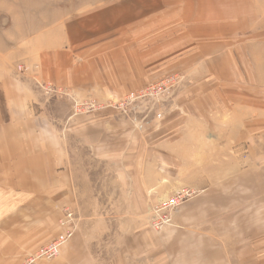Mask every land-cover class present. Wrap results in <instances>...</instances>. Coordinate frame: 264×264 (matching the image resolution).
I'll return each instance as SVG.
<instances>
[{"label": "crops", "instance_id": "obj_1", "mask_svg": "<svg viewBox=\"0 0 264 264\" xmlns=\"http://www.w3.org/2000/svg\"><path fill=\"white\" fill-rule=\"evenodd\" d=\"M17 44L9 62L29 70L13 78L7 105L0 99V264H19L61 233L68 206L74 235L36 264H226L228 240L238 264H264V211L248 255L243 233L227 236V217L219 235L185 214L259 171L258 155L244 166L240 149L264 131V0L115 1ZM173 74L184 76L176 91L127 112L77 113L72 99L46 97L34 82L106 102ZM183 188L195 194L183 217L155 233L151 209Z\"/></svg>", "mask_w": 264, "mask_h": 264}, {"label": "rangeland", "instance_id": "obj_2", "mask_svg": "<svg viewBox=\"0 0 264 264\" xmlns=\"http://www.w3.org/2000/svg\"><path fill=\"white\" fill-rule=\"evenodd\" d=\"M115 1L123 0H0V96H2L0 98L2 100L1 105L4 106L6 104V96L12 91L14 87L13 78L18 80V76H28L27 72L29 70V67L24 65L23 59L15 57L14 62H12L11 64L9 62L13 56L12 50H19V46L17 44L18 40H20L21 43H26L27 41L34 39L37 36L44 34L45 32H51L54 27H57L58 24L65 19V16H73L75 14L85 11L86 9L99 6L102 7ZM168 77H177L178 82L173 87V91H176L179 85H181V83L183 82L184 76L180 74H173L169 75ZM34 82L36 89L40 90L42 94L46 95V97H54L55 99H57L56 97L62 98L66 96L72 99L73 107H75V99L76 101L82 103L86 101V99L78 98L71 87L64 85H56L50 80L34 79ZM151 84L152 83L146 86H149ZM47 85H51V89H47ZM145 87L139 88L135 91H138ZM260 93L261 95H264V89H262V86L260 87ZM125 96L116 99H109L106 102L95 100L96 108L101 109L99 107L100 104L107 103L111 100L117 102ZM165 96H168V94ZM146 100L147 101L141 102L154 104V102L156 101L150 99ZM137 103L134 104L136 105ZM84 108L85 106L82 107V109ZM114 108L119 109L118 107ZM121 111L125 112L123 109ZM254 139L255 142H257V137H255ZM257 140L258 143H250L251 145H244V147L240 149V151H245V153L242 154L244 156V166H246L247 164V159H252L253 157H256L258 155L259 171H252L249 173L245 172L244 176L240 177L236 181L227 184V192H225L224 190V192L222 193L216 191L213 193L206 194L202 196L200 203H198L197 200L190 203L187 206L188 209L185 211L186 215H188L189 213L188 216H193L198 219H205L207 221H211L210 225L207 224L208 227L206 226L205 228V226H202L201 228H205V232H207L208 228L218 227L219 230H217V233L219 231V235H224L225 228L223 223L222 225H220V221L222 222L221 218L227 217V224L225 225L226 228H228L227 236L231 235V237H234L236 234L239 236H242L244 234L243 244L245 248V255L247 251L251 249V229L253 224L252 220L254 217L258 218L260 215L263 214L262 212L264 211V131H260L259 139ZM234 152L236 153L235 150ZM193 194L189 198H192L195 195ZM178 211L179 208L174 213L172 225H175L174 223H176V217H180V215L181 217H183L181 213L177 215ZM151 214L152 211L150 212L149 220L151 218ZM238 217H243L244 226L237 223ZM149 225L152 228L150 221ZM170 229L171 225L166 226L161 230H153H155V233L157 234H168L170 233ZM188 232V228L182 227L178 230L177 233ZM231 241L228 240V249L231 252L229 253L230 259L228 258V263L226 262V264H238L237 260L235 261V252H233L236 243L234 242V240ZM249 258L250 257L247 256V258L244 260V264H247V261H250Z\"/></svg>", "mask_w": 264, "mask_h": 264}, {"label": "built area", "instance_id": "obj_3", "mask_svg": "<svg viewBox=\"0 0 264 264\" xmlns=\"http://www.w3.org/2000/svg\"><path fill=\"white\" fill-rule=\"evenodd\" d=\"M178 82L177 77H168L158 82L152 83L143 89L133 91L127 94L124 98L117 102L108 101L99 105L100 108L106 106H113L123 109L125 112L130 107L135 105L134 103L147 101L146 99L156 100L157 103L165 95H170L173 92L174 85ZM47 89H51V85H47ZM154 102V104H155ZM98 105V104H97ZM74 108L76 112H89L96 108L95 100L86 99L85 102H74ZM82 109V107H84ZM162 113H158L157 117L160 118ZM193 191L187 188H183L169 196L160 198L159 201L153 206L150 223L153 229L161 230L166 226H172L173 216L175 211L180 205L192 196ZM59 225L63 227V231L59 233L48 243L38 247L35 251L27 255L19 264H36L41 260H49L57 257L62 248L68 243V241L74 235L76 229V214L75 211L68 207L63 208V215L59 218Z\"/></svg>", "mask_w": 264, "mask_h": 264}]
</instances>
